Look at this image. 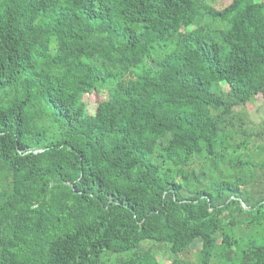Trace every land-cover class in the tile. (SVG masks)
I'll use <instances>...</instances> for the list:
<instances>
[{"label":"trees","instance_id":"16d2710c","mask_svg":"<svg viewBox=\"0 0 264 264\" xmlns=\"http://www.w3.org/2000/svg\"><path fill=\"white\" fill-rule=\"evenodd\" d=\"M224 1L0 0V264H264V0Z\"/></svg>","mask_w":264,"mask_h":264},{"label":"rangeland","instance_id":"374dc122","mask_svg":"<svg viewBox=\"0 0 264 264\" xmlns=\"http://www.w3.org/2000/svg\"><path fill=\"white\" fill-rule=\"evenodd\" d=\"M229 3L228 0L224 1L221 5H219V3H215L213 4L214 8H222L223 6L227 5ZM106 97V93L102 92V94L100 96L98 95H93V96H89L86 97L84 99V103H86L88 105V109L89 111H94L95 107H96V103H97V99H103ZM245 112L248 115V118L250 119V122L252 124L251 128L257 129L260 125H263V121H264V101L261 98V96H258L254 102H252L251 104H248L245 108ZM184 196H186L187 194L184 193ZM200 247V243L196 242L191 246V255L189 256L188 259L194 260V250L199 249ZM158 258L160 259V264H170L173 263L177 264V260H172L173 258L166 252H158ZM182 259V257H181Z\"/></svg>","mask_w":264,"mask_h":264}]
</instances>
